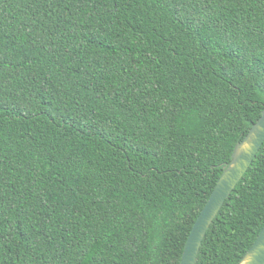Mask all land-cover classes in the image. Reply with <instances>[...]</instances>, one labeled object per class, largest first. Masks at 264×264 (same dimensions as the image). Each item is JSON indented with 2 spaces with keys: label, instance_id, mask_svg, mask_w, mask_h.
Returning <instances> with one entry per match:
<instances>
[{
  "label": "trees",
  "instance_id": "16d2710c",
  "mask_svg": "<svg viewBox=\"0 0 264 264\" xmlns=\"http://www.w3.org/2000/svg\"><path fill=\"white\" fill-rule=\"evenodd\" d=\"M264 110V0H0V264H180ZM264 226V143L196 264Z\"/></svg>",
  "mask_w": 264,
  "mask_h": 264
},
{
  "label": "water",
  "instance_id": "95a60500",
  "mask_svg": "<svg viewBox=\"0 0 264 264\" xmlns=\"http://www.w3.org/2000/svg\"><path fill=\"white\" fill-rule=\"evenodd\" d=\"M264 143V110L246 136L237 143L231 162L222 174L198 215L187 238L180 264H196L202 241L225 201L251 167ZM238 264H264V226Z\"/></svg>",
  "mask_w": 264,
  "mask_h": 264
}]
</instances>
